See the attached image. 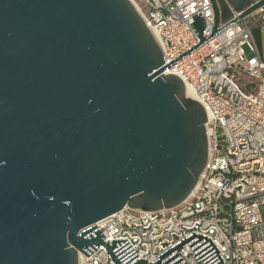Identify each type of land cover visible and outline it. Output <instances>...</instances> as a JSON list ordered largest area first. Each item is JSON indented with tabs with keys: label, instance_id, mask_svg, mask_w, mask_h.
<instances>
[{
	"label": "water",
	"instance_id": "95a60500",
	"mask_svg": "<svg viewBox=\"0 0 264 264\" xmlns=\"http://www.w3.org/2000/svg\"><path fill=\"white\" fill-rule=\"evenodd\" d=\"M214 23L264 0H210ZM255 19L259 16L255 15ZM199 41L204 25L193 23ZM261 21L251 28L264 60ZM130 0H0V264H78L99 245L114 264H222L197 232L154 261L94 223L182 202L208 155L207 114L185 96Z\"/></svg>",
	"mask_w": 264,
	"mask_h": 264
},
{
	"label": "built area",
	"instance_id": "2783aa9c",
	"mask_svg": "<svg viewBox=\"0 0 264 264\" xmlns=\"http://www.w3.org/2000/svg\"><path fill=\"white\" fill-rule=\"evenodd\" d=\"M130 1L158 34L166 64L192 49L170 68L208 113V155L193 190L178 205L156 211L124 206L95 226L104 242L125 238L149 261L193 231L211 238L222 264H264V60L251 33L264 9L240 17L244 9L229 6L231 16L210 36V0ZM196 16L206 40L194 49ZM103 247L88 256L79 253L78 264H114ZM176 253L186 264H204L188 243Z\"/></svg>",
	"mask_w": 264,
	"mask_h": 264
},
{
	"label": "bare ground",
	"instance_id": "6f19581e",
	"mask_svg": "<svg viewBox=\"0 0 264 264\" xmlns=\"http://www.w3.org/2000/svg\"><path fill=\"white\" fill-rule=\"evenodd\" d=\"M149 30L151 31L155 41L157 42V44L160 47L161 43H160V39H159L158 34L155 32V30L153 28H149ZM262 31H263V33H262V49H263V53H264V27H263ZM163 73L164 74H168V73L175 74L174 71L170 67H168ZM185 96L188 98L196 100L195 96L192 93V90L187 85H185ZM206 114H207V120L209 121V116H208L207 111H206Z\"/></svg>",
	"mask_w": 264,
	"mask_h": 264
},
{
	"label": "rangeland",
	"instance_id": "374dc122",
	"mask_svg": "<svg viewBox=\"0 0 264 264\" xmlns=\"http://www.w3.org/2000/svg\"><path fill=\"white\" fill-rule=\"evenodd\" d=\"M243 48H244V50H245V53H246L247 55H249L250 53H249V49L247 48V46H244ZM247 79H249V78H247Z\"/></svg>",
	"mask_w": 264,
	"mask_h": 264
}]
</instances>
